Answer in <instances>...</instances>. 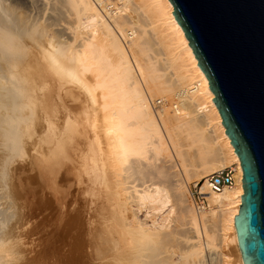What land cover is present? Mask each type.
<instances>
[{
  "label": "bare ground",
  "instance_id": "bare-ground-1",
  "mask_svg": "<svg viewBox=\"0 0 264 264\" xmlns=\"http://www.w3.org/2000/svg\"><path fill=\"white\" fill-rule=\"evenodd\" d=\"M64 4L75 11L77 44L52 41ZM172 10L168 0H130L110 21L91 0H0V184L11 161L26 146L33 151L37 188L42 177L47 200L64 214V235L89 234L82 264H233L223 252L231 246L243 264L233 219L243 194L239 159ZM161 151L167 159L157 160ZM198 164L209 172L234 164L239 181L220 192L202 188L209 206L195 212L181 176H199L190 168ZM197 176L193 185L206 175ZM10 189L1 190L0 249L14 212ZM35 225L39 260L41 217Z\"/></svg>",
  "mask_w": 264,
  "mask_h": 264
},
{
  "label": "water",
  "instance_id": "water-1",
  "mask_svg": "<svg viewBox=\"0 0 264 264\" xmlns=\"http://www.w3.org/2000/svg\"><path fill=\"white\" fill-rule=\"evenodd\" d=\"M168 1L239 159L243 264H264V0Z\"/></svg>",
  "mask_w": 264,
  "mask_h": 264
},
{
  "label": "rangeland",
  "instance_id": "rangeland-1",
  "mask_svg": "<svg viewBox=\"0 0 264 264\" xmlns=\"http://www.w3.org/2000/svg\"><path fill=\"white\" fill-rule=\"evenodd\" d=\"M61 7H62V9H61ZM61 7H60V10L62 12L60 11L61 12L60 13L61 16L58 18V20L61 19L63 21L59 20V22H60L59 24H61V25H59V27H58V20H57L56 21L57 24L56 25L54 24L55 26H53L52 28H54V27L57 26L56 27V28H58L57 30L59 31V28H61L60 30L62 32L61 31H59L58 33H57V31H56V33L53 32L51 37H52V41L54 43H56V42H58L60 40V42H65L66 44H68L71 41L73 42V38L71 36L72 33H71V30H69V26H72V24L73 25L75 24L76 15H74L75 14L74 8L73 7L70 8V5L69 4H67V6H66V4H64ZM68 13H69V15H68ZM64 16H67L68 18L67 17H64ZM43 22L44 21L42 20V23ZM66 26H68V27H66ZM54 30H56V29H54ZM54 34H55V36H53ZM60 38H62V39H60ZM73 43L74 44L75 43L77 44V42H75V41ZM155 47H156L155 48V50H156L157 49V46H155ZM153 48H154V46H153ZM149 50H150L149 53H151V52L154 53V51H155L154 49L152 50L151 47H150ZM157 52H159V51L158 50L155 51L156 56H157ZM146 53L149 54L148 53V50H147ZM153 55L154 54H151V56H150V54H149L148 56H150L152 58ZM65 88H66L65 90L67 92H71V90H74L71 85L66 86ZM155 97H158V96L155 95ZM157 153H158V155H157ZM157 153H156V155H157L156 157H158L157 160L158 159L159 160H165V159L168 158V155H167L166 152H162L161 151V152H157ZM33 155H34V152L33 151H29L28 147L26 146V148H25V154L22 157H15L11 161V164H10V167H11L10 173L11 174H9V176L11 175L13 177L10 176L11 178L10 177L8 178L5 186L4 185L2 186L0 184L1 185L0 186V196L3 194L2 193L3 192V189L5 187L6 188L8 187L9 189L11 188L10 190H13L14 195H15V197L13 196L14 198L12 199V202H13L14 199L16 201V202L14 201L15 204L14 203H10V204H13V206L15 205L14 208H11L12 206L10 205V211H12V212L14 211L13 212V215L8 219L9 221L7 220L8 223L7 222H4L6 224V225L5 224L4 225L7 226V227H4L5 228V231L8 232L9 237H8V239L6 240V242L2 245V247L0 249V256H1V259H2L1 261H3L4 263L7 262L6 264H25V263L26 264H56V263L57 264H82V258L84 259V254H85V251H86V246L83 245V247H81L82 246L81 240L82 239H85L83 237H88L89 234H87L86 230L84 229V231H85V232L83 231L84 233L81 231V233H83V234H81V236L83 235V237L81 239L80 238L79 239L78 238H74V237H71V239H70L69 236L64 235V233H63V231L61 229V226H60L61 225V222L63 220L64 214L62 212H60V210H59V208H60V204L59 203L50 201V198H49V200H47L48 199V197L46 196L47 195V189H46V186H45V182L42 181V177L40 178L41 180L39 179V184H40L39 185V189L37 188V185H38V180L37 179L38 178H36V173H35L36 172V170H35L36 169V166H35V162H34ZM45 159H47V156H44V160ZM52 161L54 162L55 170H57V168H58L57 171L59 173L58 172L57 173L59 175L60 174L63 175V173L65 172V168L67 166L64 165V160L62 159V157L61 156H58V157L55 156V158H53ZM211 161L212 162H209V163H213V160H211ZM50 162H51V160H50ZM43 164L46 166L47 164H49V161H44ZM25 165H26V167H25ZM60 166H61V168L59 169ZM208 166H209V164L208 165L198 164L197 166H195V165L194 166H190V168L197 169L201 173L200 175H207V174L211 173V171L210 172L209 171H206V170H208ZM202 172H204V173H202ZM28 175H29V177H28ZM85 176H86L85 173L81 175L82 181H83V179H84ZM196 176L197 175H189L186 172H183L182 173V176L181 177H182L183 181L188 185L189 191L190 190H193V183H194L193 181L197 179ZM199 176H197V177H199ZM9 179L12 180L13 182L10 181ZM8 181L10 183L11 182L12 183L10 184ZM7 184H9L10 186L11 185L12 186L14 185V186L13 187L12 186L10 187V186H7ZM43 189H44V191H43ZM1 190H2V192H1ZM38 190H40V191H38ZM42 192H43V194H42ZM188 193H187V196H188ZM37 195L38 196L39 195L41 196L39 203H38V200L36 199L38 197ZM79 195L80 196H78V197L79 198L81 197L79 200H81V202L84 204L86 202L85 201L86 200L85 198L87 197V195L86 194H84V196H81V194H79ZM189 198L191 199L190 193H189L188 199ZM2 199H3V197H2ZM190 199L188 200L189 202H190ZM1 201H2V203H0V206H4V205L6 206V201L5 202H4V200H1ZM45 201H48V202H45ZM47 203L48 204L50 203L51 205L50 204L48 205ZM191 203H192V200L190 202V205L192 206V208L196 212L197 210L194 208L193 203L192 204ZM2 204H4V205H2ZM37 204L38 205H40V204L42 205L43 204L42 206L40 205V213L41 214L40 213L37 214V209H36L37 206H38ZM46 208H48V209H46ZM0 209L2 210L3 208L1 207ZM35 211H36V213H35ZM53 213H54V215H53ZM44 215H46V216L44 217ZM141 215L143 216L142 213H141ZM141 215H140V217H141ZM37 217L38 218L41 217V225H40V228L42 229L41 230V234H42V236H41V256L42 257L39 260L36 258V253H37V248H38L37 246L38 245H37V239H36L37 238L36 237L37 235H36V225L35 224H36V222L38 220ZM0 219L3 220V217H2L1 214H0ZM1 220H0V223H1ZM58 220H59V222H57ZM43 225H45L44 226L45 228L43 227ZM87 240H88V238H86V240H84V241L82 240V241H83V243H86ZM70 243H72L71 246L69 245ZM70 247H71V251L69 249ZM61 248H62V251H64L65 249H67L68 251L65 250L63 252L64 253L63 254L61 252ZM8 249H10V250H8ZM83 249H85V250H83ZM228 250H226V251L223 250V252L227 253V255H230V260H231L230 262L231 263L236 264L237 263L236 261H237V256H238L237 253L238 252L236 251L235 248L233 249V246H231V248H229ZM79 251H80V253H79ZM66 252H68V254ZM83 252H84V254H83ZM55 253H57L56 254V257H55ZM6 254L8 256L10 255V257H9L10 259H8V257H7ZM65 254H67V255H65ZM2 255H4V256H2ZM53 255H54V257H53ZM72 255H73L74 258H72ZM4 257H5V259H4ZM78 258L81 259V260H79ZM3 259L6 260V261H4ZM56 260H57V262H55ZM216 260H218V262L216 261L217 264H223V262H221L222 261L221 259H220V261H219V258L216 259ZM181 264H185V262H182Z\"/></svg>",
  "mask_w": 264,
  "mask_h": 264
},
{
  "label": "built area",
  "instance_id": "built-area-1",
  "mask_svg": "<svg viewBox=\"0 0 264 264\" xmlns=\"http://www.w3.org/2000/svg\"><path fill=\"white\" fill-rule=\"evenodd\" d=\"M97 7L101 16L108 20L115 19L124 15V9L128 7L130 0H91ZM156 105L161 104L156 100ZM239 181L237 176V167L232 164L221 169H217L193 185V190H190V197L194 208L197 211L208 208L209 203L201 194V189L205 188L211 192H220L225 188L235 186Z\"/></svg>",
  "mask_w": 264,
  "mask_h": 264
}]
</instances>
